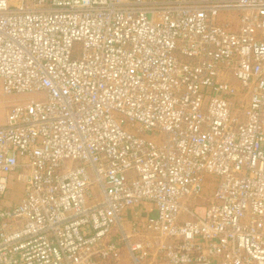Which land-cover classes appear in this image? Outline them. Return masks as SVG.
Segmentation results:
<instances>
[{"label": "built area", "instance_id": "1", "mask_svg": "<svg viewBox=\"0 0 264 264\" xmlns=\"http://www.w3.org/2000/svg\"><path fill=\"white\" fill-rule=\"evenodd\" d=\"M0 84V264H264V0H0Z\"/></svg>", "mask_w": 264, "mask_h": 264}, {"label": "rangeland", "instance_id": "2", "mask_svg": "<svg viewBox=\"0 0 264 264\" xmlns=\"http://www.w3.org/2000/svg\"><path fill=\"white\" fill-rule=\"evenodd\" d=\"M219 19H221V16H219ZM40 97L41 96L39 94L5 95L2 92L1 84H0V126L4 124L7 111L13 105H15L18 102L26 101L29 98L39 99ZM10 189L12 190V194L10 195V198H11L10 200L15 201L16 198L20 194L21 185L18 183H13L10 185ZM205 190H209V188L206 186ZM151 209H152V206L150 204L136 205L133 208L128 209L126 212H124V218H126V220H129L132 217V213L136 211L138 212L140 218H144L149 212H151ZM149 261H152L151 264H158L157 262L155 263V261H153L151 256H148L147 258L143 260L144 264H148ZM100 264H134V261L130 258V254L125 244L120 243L117 256L110 255L109 257L102 260Z\"/></svg>", "mask_w": 264, "mask_h": 264}, {"label": "crops", "instance_id": "3", "mask_svg": "<svg viewBox=\"0 0 264 264\" xmlns=\"http://www.w3.org/2000/svg\"><path fill=\"white\" fill-rule=\"evenodd\" d=\"M146 204H147V203H144V205H146ZM150 205H151V204H150ZM126 211H127V210H126ZM126 211H125V212H126Z\"/></svg>", "mask_w": 264, "mask_h": 264}]
</instances>
